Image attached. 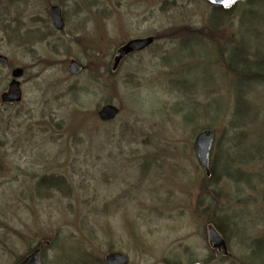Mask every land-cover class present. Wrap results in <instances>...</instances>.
Segmentation results:
<instances>
[{
	"label": "rangeland",
	"instance_id": "1",
	"mask_svg": "<svg viewBox=\"0 0 264 264\" xmlns=\"http://www.w3.org/2000/svg\"><path fill=\"white\" fill-rule=\"evenodd\" d=\"M241 3L211 22L204 0H0V94L12 68L23 69L21 99L0 101V264H19L36 246L40 264H105L109 251L127 264H264V82L244 81L256 86L246 95L256 116L243 138L233 134L226 64L264 69V0L249 6L253 35ZM146 36L153 44L112 72L115 50ZM70 59L84 71L71 76ZM106 103L119 110L107 122L97 115ZM203 129L210 156L238 141L222 152V164L243 160L231 178L205 182L192 147ZM212 222L226 257L208 244Z\"/></svg>",
	"mask_w": 264,
	"mask_h": 264
},
{
	"label": "water",
	"instance_id": "2",
	"mask_svg": "<svg viewBox=\"0 0 264 264\" xmlns=\"http://www.w3.org/2000/svg\"><path fill=\"white\" fill-rule=\"evenodd\" d=\"M208 5L214 6L223 10H229L234 5L245 0H204ZM48 14L54 28L60 29L63 27V20L61 10L58 5H52L48 8ZM154 40L153 36L137 37L126 41L119 46L113 56L111 62V69L115 70L120 61L130 53L141 51L150 46ZM7 58L0 54V63H5ZM68 73L70 75H77L83 70V65L78 61L71 59L68 63ZM23 70L16 67L11 70V80L8 83V91L0 94L1 102L12 103L21 99V90L19 78L22 76ZM118 108L113 104H104L100 107L97 115L102 121H110L115 118ZM212 142V132L210 130L200 131L193 140V152L197 164L205 170L208 174L207 162L208 153ZM206 234L208 243L212 248H215L219 254L228 255V250L224 238L221 236L216 227L209 223L206 226ZM40 249L35 248L30 251L19 264H40ZM106 264H127L128 257L119 251H110L104 256ZM155 264H165L164 262H157Z\"/></svg>",
	"mask_w": 264,
	"mask_h": 264
},
{
	"label": "trees",
	"instance_id": "3",
	"mask_svg": "<svg viewBox=\"0 0 264 264\" xmlns=\"http://www.w3.org/2000/svg\"><path fill=\"white\" fill-rule=\"evenodd\" d=\"M261 1V0H260ZM259 0H246L244 2H242V5H248L252 6L255 3L260 2ZM263 2V0H262ZM239 6V4L235 5L232 9L230 10H221L219 8L216 7H211V13H210V21L211 22H215L217 17H219L220 13H224V14H229L231 12H233V10H235L237 7ZM8 13V11L5 10V14ZM4 14V15H5ZM258 16L257 10L256 9H252V8H248L246 9L242 14H241V19L240 21H242V27H245L247 25L246 22L248 20H257L256 17ZM252 24V23H251ZM249 26L246 27V30L249 32L250 35H253V28L251 27L252 25H250V23H248ZM242 38V37H241ZM239 38L238 35V44L236 45V47L232 46L235 50H238V45L241 46V44H244L242 41V39ZM243 53V56L240 57V60L242 62H244L246 59H248V57L246 56V54L248 52H244L241 51ZM261 63L260 64H264V57H262V59H260ZM259 61V62H260ZM226 64H227V68L230 69V71H232V73L234 74V78L233 80H235L236 85L235 87H233V96H234V107H233V117L234 120L229 122V126L232 130H234L233 134H238L240 137L243 138L244 134L242 132V127L247 123V122H251L254 117L256 116V110L255 107L253 106L252 109L248 108L247 104L248 102L246 101V95L251 94L254 90H255V85L256 83H260V82H264V69L261 68V66H259L256 69H252L253 71H245L244 69H236L235 66H231L230 62H229V57L228 59H226ZM259 65V63H257ZM247 80H254L255 85L254 88L249 89L248 87H243L244 85V81ZM255 110V111H254ZM248 124V123H247ZM204 130V129H203ZM224 141V140H223ZM237 142H233L230 140V137L227 138V141L225 143H219V145L216 148V152L214 153V157L213 155H211L213 149H214V144L212 141L210 150H209V157H208V174L206 175V179L205 182L207 184L213 183V182H218L220 181V179L222 177H230L231 178V173L229 171V166H236V164H241L242 163V158H231L228 157L226 158L227 160L225 161L224 164H222V152H227L228 150H230L232 147H237L239 144H237ZM45 177L41 178L37 185L36 188L38 190H42L44 192L45 190V183H44ZM214 224V226L222 233L221 231V227L218 223L216 222H212ZM164 262H166L167 264H177V262H170L165 260Z\"/></svg>",
	"mask_w": 264,
	"mask_h": 264
},
{
	"label": "flooded vegetation",
	"instance_id": "4",
	"mask_svg": "<svg viewBox=\"0 0 264 264\" xmlns=\"http://www.w3.org/2000/svg\"><path fill=\"white\" fill-rule=\"evenodd\" d=\"M85 66V65H84Z\"/></svg>",
	"mask_w": 264,
	"mask_h": 264
}]
</instances>
